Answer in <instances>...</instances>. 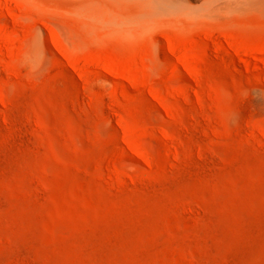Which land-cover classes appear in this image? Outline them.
<instances>
[{
    "label": "rangeland",
    "instance_id": "obj_1",
    "mask_svg": "<svg viewBox=\"0 0 264 264\" xmlns=\"http://www.w3.org/2000/svg\"><path fill=\"white\" fill-rule=\"evenodd\" d=\"M98 4L0 0V264H264V19Z\"/></svg>",
    "mask_w": 264,
    "mask_h": 264
},
{
    "label": "bare ground",
    "instance_id": "obj_2",
    "mask_svg": "<svg viewBox=\"0 0 264 264\" xmlns=\"http://www.w3.org/2000/svg\"><path fill=\"white\" fill-rule=\"evenodd\" d=\"M129 1L137 5L138 8L140 9V11L133 16V20H132V24H134V26L137 27L139 26V28L140 26H145L148 24L153 25V23H157L160 21L190 25L192 23L202 22L207 15L214 17L216 15V17H218L220 15L219 13H221V15L223 16L226 13L232 14V12L246 14V16L251 19H256V20H259L260 18L264 19V0H129ZM98 6H99V19L101 23L106 22L107 19L111 20L113 18L114 13L111 10V8L107 6V0H99ZM229 11L231 12L228 13ZM236 14L234 13V15ZM234 15L232 14V16ZM224 17L226 18V16ZM151 29L153 28L151 27ZM238 52L240 51L238 50Z\"/></svg>",
    "mask_w": 264,
    "mask_h": 264
}]
</instances>
